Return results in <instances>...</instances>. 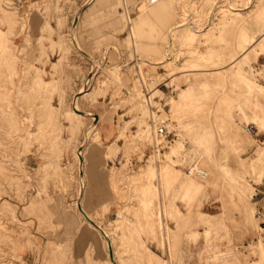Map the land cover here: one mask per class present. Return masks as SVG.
<instances>
[{
	"label": "rangeland",
	"instance_id": "obj_1",
	"mask_svg": "<svg viewBox=\"0 0 264 264\" xmlns=\"http://www.w3.org/2000/svg\"><path fill=\"white\" fill-rule=\"evenodd\" d=\"M262 45L264 0H0V264L108 260L93 221L120 264L145 229L170 264H264Z\"/></svg>",
	"mask_w": 264,
	"mask_h": 264
},
{
	"label": "crops",
	"instance_id": "obj_2",
	"mask_svg": "<svg viewBox=\"0 0 264 264\" xmlns=\"http://www.w3.org/2000/svg\"><path fill=\"white\" fill-rule=\"evenodd\" d=\"M255 56H256V63H257V66H255L254 67V69L255 70H262L263 68H264V45H262V46H260V47H258V49H257V51H256V53H255ZM261 85L264 87V78L261 80ZM107 133H109V131L107 132ZM102 135H103V131H102ZM255 136H257V139L261 142V143H263L264 144V131H260L259 129H258V132H257V134L255 135ZM241 140H242V143H240L239 144V146H240V149L242 150V151H244V152H247L250 148H251V146H252V144H253V141H252V139L251 138H249V137H242L241 138ZM260 150V148H258L257 150H256V153L258 152ZM255 153V154H256ZM255 187V186H254ZM256 188V194H257V187H255ZM202 191V190H201ZM200 191V192H201ZM205 192V191H204ZM203 192V193H204ZM255 194V195H256ZM254 195V196H255ZM256 203H260L261 205H263L264 206V197L261 199V200H259V201H257V202H255V204ZM262 207H260L259 209H258V211L257 212H261V214L263 215V213H262ZM174 212L176 213V214H179L181 211L179 210H174ZM201 214H202V221L204 222L205 220H206V218L207 217H214L215 215H212V214H209V213H207V212H201ZM180 215V214H179ZM259 217H261V216H259ZM262 222H264V220L262 221ZM97 224V223H96ZM98 225V224H97ZM150 225H151V223H150ZM99 227H95V229L101 234V236H102V240L105 242V244H106V246H107V248H108V255H109V259L108 260H106V259H103V258H101L100 257V255H98V257L95 259V264H110V262H111V257H110V251H109V243H108V240L105 238V236H104V232H107L108 233V228H106V226H103V224L100 226V225H98ZM169 226V225H168ZM167 226H165V235H163L162 236V238L164 239V240H166V239H169V241H171V237L172 236H174L175 234H176V230L174 229V228H172V227H170L169 226V228H170V233H168V231H167ZM260 228H264V226H260ZM262 230V229H261ZM159 233V231H157L156 230V232H153V231H149V230H147V229H145L144 230V232H143V234H142V237H141V241L143 240L144 242H145V245H146V249H147V253H148V256H149V258L151 259V263H148V261H145L144 263H146V264H161L162 262H167V264H170L169 263V261L168 260H166L165 258H163L161 255H163L164 253H163V251H162V248L161 247H159L158 245H154L155 246V249H156V251L155 250H152L151 248H150V246H149V240H151V238H156V236H157V234ZM171 233L173 234L172 236H171ZM263 234H264V232H262L260 235L261 236H263ZM145 235V236H144ZM91 239L90 238H87V237H85L83 240H82V242H83V245L84 246H86L88 243H89V241H90ZM166 252H167V255H169L170 253H169V249H166ZM235 256H237V252L235 251V250H232V251H229V252H227V253H221V254H217V255H215L214 257H219V258H222L223 259V262L221 263V264H229L230 262H232L231 260H232V258L233 257H235ZM258 258L257 259H255V260H252V261H250V262H248V263H245V264H259L258 263ZM118 264H120L119 263V260H118Z\"/></svg>",
	"mask_w": 264,
	"mask_h": 264
},
{
	"label": "bare ground",
	"instance_id": "obj_3",
	"mask_svg": "<svg viewBox=\"0 0 264 264\" xmlns=\"http://www.w3.org/2000/svg\"><path fill=\"white\" fill-rule=\"evenodd\" d=\"M81 13V11L79 12L78 11V14H80ZM76 26H77V24H76V21L72 24V32H73V34H74V31H75V29H76ZM75 45L77 46V47H79V45H78V43L77 42H75ZM140 61V60H139ZM81 93H83V91L81 92ZM77 102V101H76ZM78 104V103H77ZM76 106V105H75ZM73 108V107H72ZM75 109V108H74ZM77 109V108H76ZM78 110V109H77ZM78 112V111H77ZM79 113H80V115L81 116H85V115H87L88 116V114H85L84 112H81V111H79ZM94 119V118H93ZM100 124V118H98V117H96L95 118V121H94V124H93V127L92 128H97L98 126H100L99 125ZM90 130V129H89ZM247 131V130H246ZM89 132H87V134H88ZM248 133V132H247ZM81 157V156H80ZM81 159V158H80ZM82 161V160H81ZM82 163V162H81ZM198 168H200L201 170H203L204 171V173H205V175H204V177L202 178V179H207L208 178V176H209V173L207 172V171H205L204 169H202L201 167H199V165H197V164H195ZM189 176H192V175H190V174H188ZM80 210H82L83 211V213L85 214L86 212H85V210L84 209H80ZM81 212V211H80ZM83 214V215H84ZM88 217V216H87ZM89 221V220H88ZM92 221V220H91ZM91 223V225H93L94 227H99L97 224H96V222H94L93 221V223L92 222H90ZM101 226V225H100ZM104 236H105V238L108 240V243H109V251H110V256H111V262H112V264H118V257H116L115 256V249H114V245H113V240H112V238L109 236V234L107 233V232H104ZM262 255H263V257H264V250H262Z\"/></svg>",
	"mask_w": 264,
	"mask_h": 264
},
{
	"label": "built area",
	"instance_id": "obj_4",
	"mask_svg": "<svg viewBox=\"0 0 264 264\" xmlns=\"http://www.w3.org/2000/svg\"><path fill=\"white\" fill-rule=\"evenodd\" d=\"M150 3H156L160 0H148ZM158 130V134L161 138L164 139V141H167V142H170V140L168 139L169 138V131L167 130V127L165 125H160L158 126L157 128ZM246 130L247 132L250 134V135H256L257 132H258V128L256 127V125L254 123H249L246 125ZM187 172L188 174L190 175H194V176H197V177H200V178H203L205 173L203 170H201L200 168H198L195 164L192 166V167H189L187 169ZM257 214L259 216H261V212H257Z\"/></svg>",
	"mask_w": 264,
	"mask_h": 264
}]
</instances>
